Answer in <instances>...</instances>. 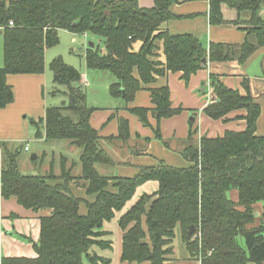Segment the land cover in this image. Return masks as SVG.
Masks as SVG:
<instances>
[{
	"label": "trees",
	"instance_id": "trees-1",
	"mask_svg": "<svg viewBox=\"0 0 264 264\" xmlns=\"http://www.w3.org/2000/svg\"><path fill=\"white\" fill-rule=\"evenodd\" d=\"M172 3L155 0V7L146 9L136 0H1L4 67L0 68V110L14 102L7 77L43 74L46 50L59 44L60 30L89 33L104 41L105 54L91 48L86 63L92 70L115 76L117 82L110 88L114 97L132 101L142 84H151L156 76L167 72H182L188 81L206 65L207 49L191 35H171L163 30V24L172 19ZM210 4L213 25L224 22V5L247 17L243 24L257 44L247 41L243 45L241 62L264 47V0H210ZM157 40L164 41L167 61L162 68L151 60ZM138 42L142 46L135 51L133 46ZM227 49L212 45L210 60L229 59ZM50 69L54 84L67 87L69 105L48 108L45 118L32 124L38 139L66 141L79 147L82 173L74 177L64 160L60 175L51 171L46 176H26L19 171L20 151L5 150L2 197L16 198L25 209L48 213L40 218V240L34 244L37 257L3 258L1 264H85V259L108 264L93 252L95 245H103L99 241L105 234L103 225L149 181L159 183L158 191L142 197L119 221L124 231L123 261L165 264L173 253L171 245L179 228L189 252L201 264H264V136L257 135L261 107L251 95L243 97L213 77L214 103L206 108V114L219 120L246 109L244 132L205 137L199 146L190 144L182 154L192 165L187 169L161 165L144 168L131 179L109 178L97 169V165L114 163L90 124L93 110L86 104L82 74L61 57L52 61ZM151 97L158 120L182 111L172 108L168 87L152 89ZM132 112L145 122L149 110ZM121 129L127 133V123ZM75 181L76 187L85 191L83 196L71 190L70 184ZM232 191H237L236 200L230 197ZM259 204L263 206L260 218L256 216ZM192 227L195 231L190 234Z\"/></svg>",
	"mask_w": 264,
	"mask_h": 264
},
{
	"label": "crops",
	"instance_id": "crops-1",
	"mask_svg": "<svg viewBox=\"0 0 264 264\" xmlns=\"http://www.w3.org/2000/svg\"><path fill=\"white\" fill-rule=\"evenodd\" d=\"M136 1L141 8L155 7V0ZM172 1L169 9L172 19L164 23L162 28L171 35H191L201 41L207 49V63L200 71L192 75L188 81L183 78L182 72H167L164 76H156L153 83L142 84L141 90L136 93L132 101H127L124 97H114L110 91L113 84L110 88H103V96H101L102 92H97L98 87L82 76V88H92L100 96V105L87 107L93 110L90 124L98 132L102 148L114 163L112 166L97 165L99 173L109 178L131 179L144 168H156L161 165L187 169L192 165L182 154L190 144L199 146L205 137L218 138L223 137L227 132H244L247 128L246 109L233 111L219 120H214L206 114V108L214 103L211 86L213 77L219 79L228 89L238 91L243 97L251 95L255 103L260 105L261 115L257 123V135L264 136V47H258L245 62L240 60L241 49L247 41L257 44L256 37L248 36L246 26L243 24L247 17L239 16L237 11L224 5L222 6L224 22L213 25L210 19V0ZM261 15L264 17V10ZM63 31L68 30H60L59 35ZM212 45L228 48L226 51L229 53V59L211 61L209 56ZM141 46V42H138L133 47L135 51H138ZM151 60L158 63L159 68L166 65L163 41L155 43ZM50 79L47 70L40 75H9L7 77V83L13 89L14 102L0 110V239L3 245L0 263L3 258L37 257L34 244L40 240V218L48 212L25 209L18 204L16 198L5 200L2 197V170L5 150L13 152L8 142L15 138L29 139L34 128L29 125L28 119L39 122L45 118L48 108L45 107L43 95ZM162 87L170 89L172 108L182 111L171 118L158 120L153 114L155 105L151 90ZM133 109L149 110L145 122L132 112ZM124 123L128 126L127 133L121 129ZM12 133L17 134V137L12 136ZM39 140L46 139L43 137ZM68 145L75 150L78 148L79 152H76L75 159L61 156L59 174L65 160V165L67 162L71 165L68 169L71 170L72 175L78 177L82 173L80 161L82 150L72 144ZM55 167H58L56 163ZM50 173L51 170L48 174ZM53 173L55 174L54 170ZM70 187L75 195H84L85 191L76 187V184ZM158 189L157 181H149L141 185L125 208L116 212L111 221L104 223L102 231L105 234L99 238L103 245L93 247V252L99 258L108 261V264H139L122 260L124 231L119 226V221L142 197L153 196ZM230 196L236 200L237 192H231ZM256 209L257 214L261 216L263 206L259 204ZM174 242L175 239L172 243L174 250L170 255L171 258L165 264H201L198 258L192 256L183 240L185 252L183 251L180 255L181 258H175L174 256L178 255ZM85 264L93 263L85 259ZM99 264L105 263L100 261Z\"/></svg>",
	"mask_w": 264,
	"mask_h": 264
},
{
	"label": "rangeland",
	"instance_id": "rangeland-1",
	"mask_svg": "<svg viewBox=\"0 0 264 264\" xmlns=\"http://www.w3.org/2000/svg\"><path fill=\"white\" fill-rule=\"evenodd\" d=\"M1 1V0H0ZM60 42L57 46H53L47 49V53L45 55L46 67L45 72L47 70L48 76L51 78L50 81L46 84L45 94L43 95L44 104L46 108L50 107H66L69 105L68 96L65 93H68V89L65 86H57L54 84V78H52L53 72L50 69V65L52 61L56 58H62L65 64L74 67L78 70L82 76L91 83L95 84L98 87V93H101L103 96V88H110L111 84L117 82L116 78L110 73L106 71L100 70H92L87 67L86 63V55L90 48V44H94V49L99 50L103 54H105V46L104 41L98 36L84 33V34H76L70 31L60 32L59 35ZM163 41V40H157ZM156 41V42H157ZM155 42V43H156ZM164 42V41H163ZM142 44V43H141ZM134 48V47H133ZM3 65V66H2ZM0 67H4V39L3 35L0 32ZM44 72V73H45ZM84 91L87 95V106L100 105V96L97 92H94L92 88H84ZM95 101V102H94ZM95 103V104H94ZM98 107V106H96ZM64 115H67V112H64ZM29 125H32L34 128L32 131L31 137L25 140H10L8 145L11 146L13 151H20L18 156V166L21 174H35L38 175H46L48 172L53 171L55 175H60V158L61 156H67L70 158H76V152H79L78 148L75 150L70 147L68 144L70 142L66 141H49L39 140L36 137L37 129L32 124L33 120L28 119ZM41 132L45 135V129L40 124L39 125ZM12 136L17 137L15 133L11 134ZM20 135V134H19ZM13 138V137H12ZM9 138V139H12ZM29 147V151H25L24 148ZM78 150V151H77ZM33 155H37V160H32ZM58 165V167H55ZM70 163L67 162L66 169L70 167ZM53 168V170H52ZM72 174V173H71ZM75 182H72L70 185H75ZM82 184V182L80 183ZM234 192V191H232ZM237 192V191H235ZM231 197V196H230ZM150 205L147 206V209ZM260 218V216L258 217ZM144 228L147 229L146 226V217L143 218ZM133 225V224H131ZM182 233L179 228L176 230V238L174 245L176 246V251L178 256H174L179 259L185 252L183 245V237L181 239ZM242 240V245L244 246V240ZM173 243V242H172ZM172 251L174 247L171 245ZM3 250V245L0 239V252ZM1 256V255H0ZM171 258V256H167V261ZM1 264V263H0Z\"/></svg>",
	"mask_w": 264,
	"mask_h": 264
},
{
	"label": "water",
	"instance_id": "water-1",
	"mask_svg": "<svg viewBox=\"0 0 264 264\" xmlns=\"http://www.w3.org/2000/svg\"><path fill=\"white\" fill-rule=\"evenodd\" d=\"M90 48H94V44L93 43L90 44ZM36 159H37V156L33 155L32 160H36ZM256 216L259 217L260 214L258 213V214H256ZM194 231H195V228L192 227L191 230H190V234H193ZM90 254H92V251H90Z\"/></svg>",
	"mask_w": 264,
	"mask_h": 264
},
{
	"label": "built area",
	"instance_id": "built-area-1",
	"mask_svg": "<svg viewBox=\"0 0 264 264\" xmlns=\"http://www.w3.org/2000/svg\"><path fill=\"white\" fill-rule=\"evenodd\" d=\"M10 25L12 26L13 23L11 22ZM25 151H29V147H26V148H25Z\"/></svg>",
	"mask_w": 264,
	"mask_h": 264
}]
</instances>
